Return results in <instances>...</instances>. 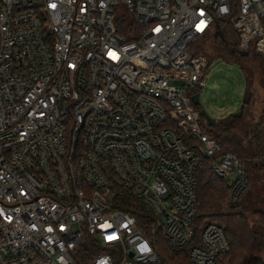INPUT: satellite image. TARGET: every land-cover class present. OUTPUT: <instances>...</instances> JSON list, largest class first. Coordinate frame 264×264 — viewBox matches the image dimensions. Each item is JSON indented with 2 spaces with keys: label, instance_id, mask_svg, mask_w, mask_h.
Wrapping results in <instances>:
<instances>
[{
  "label": "built area",
  "instance_id": "built-area-1",
  "mask_svg": "<svg viewBox=\"0 0 264 264\" xmlns=\"http://www.w3.org/2000/svg\"><path fill=\"white\" fill-rule=\"evenodd\" d=\"M220 24L264 56V0H0V264H231L197 221L204 161L250 184L194 102Z\"/></svg>",
  "mask_w": 264,
  "mask_h": 264
},
{
  "label": "trees",
  "instance_id": "trees-1",
  "mask_svg": "<svg viewBox=\"0 0 264 264\" xmlns=\"http://www.w3.org/2000/svg\"><path fill=\"white\" fill-rule=\"evenodd\" d=\"M220 28V33L211 40L215 42L211 48L216 55L213 60L219 57L240 61L243 56L235 51L238 37L229 25L220 24ZM202 42H198V50L208 56L211 68V54ZM213 130L224 151L247 161L250 183L255 179V175L252 177L255 172H262L264 177V117L250 121L242 112L227 121L216 120ZM196 177L197 221L218 223L225 229L231 247L228 255L231 264H264V207H261L264 199L250 196L248 189L234 205L229 185L218 178L205 161ZM261 181L264 185V179Z\"/></svg>",
  "mask_w": 264,
  "mask_h": 264
},
{
  "label": "rangeland",
  "instance_id": "rangeland-1",
  "mask_svg": "<svg viewBox=\"0 0 264 264\" xmlns=\"http://www.w3.org/2000/svg\"><path fill=\"white\" fill-rule=\"evenodd\" d=\"M214 43L209 40L204 44L212 63L208 82L200 96L201 107L217 122L227 121L242 112L250 121L264 117V56L252 49L240 61L219 57L213 60L216 56L211 51ZM254 175L249 195L264 199L263 173L255 172L252 177Z\"/></svg>",
  "mask_w": 264,
  "mask_h": 264
},
{
  "label": "water",
  "instance_id": "water-1",
  "mask_svg": "<svg viewBox=\"0 0 264 264\" xmlns=\"http://www.w3.org/2000/svg\"><path fill=\"white\" fill-rule=\"evenodd\" d=\"M241 56L243 57H246L248 55V52H241L240 53ZM194 102L196 105H199L201 106V102H200V97L198 95L194 96ZM201 114L203 115V117L206 119L207 123L210 125V126H213L215 123H216V119H213L205 109H201Z\"/></svg>",
  "mask_w": 264,
  "mask_h": 264
}]
</instances>
